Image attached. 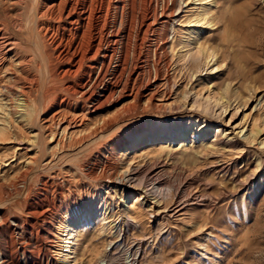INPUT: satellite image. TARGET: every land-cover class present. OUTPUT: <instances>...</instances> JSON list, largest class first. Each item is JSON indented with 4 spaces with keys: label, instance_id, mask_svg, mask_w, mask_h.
Returning <instances> with one entry per match:
<instances>
[{
    "label": "rangeland",
    "instance_id": "obj_1",
    "mask_svg": "<svg viewBox=\"0 0 264 264\" xmlns=\"http://www.w3.org/2000/svg\"><path fill=\"white\" fill-rule=\"evenodd\" d=\"M176 1L174 27L168 33L175 51L166 108L126 115L82 144L71 147L66 140L72 133L77 141L79 129L67 134L64 148L46 141L48 114L38 102L29 123L11 119L15 101L2 91L13 85L17 71L20 75L19 61L9 55L2 63L0 210L8 217L10 231L0 230V241L9 234L23 238L33 258L22 255L16 245L19 264H264V0ZM165 2L159 0L158 5ZM198 13L206 14L199 24ZM202 31L215 45L214 56L204 62L190 47L194 56L179 62L181 44ZM28 33L26 28L24 36H17L22 41L18 57L31 59L27 70L41 82L39 44L32 43ZM192 60H199L198 69L189 65ZM226 79L230 92L223 91ZM163 86L158 87L160 94L166 91ZM175 99H180L177 109ZM153 125L181 126L187 135L194 129V142L173 141L170 150L146 155H132L133 148L128 163L117 161L127 154L128 136ZM116 164L118 176L102 178L101 169L110 172ZM128 174L142 183H120ZM29 202L34 212L50 219L36 220L26 213ZM86 208L97 214L74 235V259L44 258L47 250L62 257L61 227ZM102 210L105 215L100 216ZM3 224L0 218V228ZM14 224L32 229H23L22 235ZM39 227H48L52 235H47L51 246L46 251L34 242L41 236Z\"/></svg>",
    "mask_w": 264,
    "mask_h": 264
},
{
    "label": "bare ground",
    "instance_id": "obj_2",
    "mask_svg": "<svg viewBox=\"0 0 264 264\" xmlns=\"http://www.w3.org/2000/svg\"><path fill=\"white\" fill-rule=\"evenodd\" d=\"M158 4L159 0H0V67L7 56L13 55L19 61L20 68V75L17 71V75L13 77V85L2 91L7 98L15 101L16 110L11 113V119L20 118L29 123L34 106L38 102L43 108L41 111H46L48 114L46 120L48 124L46 123L44 127L46 136L42 131L41 141L45 136L46 141L53 140L56 146L62 148L65 137L70 131L79 129L77 141H73L72 133L68 136L69 139H66L72 147L86 142L126 115L136 114L139 110L142 112L164 110L173 86L170 83L169 68L175 50L172 43L168 41V33L169 29L174 27L177 1L168 0L165 4ZM205 13L196 15L198 18L196 23L205 21V16L209 12ZM212 18L217 19V17ZM26 28L31 42L39 44L38 49L41 54L38 53L41 55L43 68L39 67L37 70L41 69L43 73L39 78L41 82L27 70L31 59L25 56L18 57L22 41L17 36L19 34L24 36ZM205 34L204 31L192 33L190 39H186L187 41L181 44L177 57L179 62L194 56V53L188 50L190 47L195 49V56H201L204 62H208L214 56L215 45L212 47L211 38ZM173 38L175 37H172L171 41ZM189 65L198 69L199 60H192ZM160 84L165 87L164 94H160L158 90ZM229 90L232 91L231 84L229 79H226L223 91ZM224 92H221L220 99H225ZM175 100V109H177L180 99ZM225 101L229 103L228 100ZM104 112H108L109 115L100 117ZM60 133L61 136L58 138ZM193 136L194 129L187 135L182 133L181 126L173 128L167 125L145 126L142 130L128 136L125 146L127 154H121L122 160L119 157L117 161L128 163L131 160L129 156L132 154L129 150L133 148L132 155L143 152L145 155L147 152H164L170 150V144L173 141L191 140L193 143ZM42 147L44 149L43 144ZM119 147L120 144L115 146L109 155L111 159L116 156ZM119 172V165L116 164L115 167L112 165L110 172L105 168L101 169L100 175L110 181L116 178ZM134 178L135 176L128 174L119 180L120 183H142L141 180ZM24 210L32 214L36 220L50 219V216H46L45 213L34 212L35 207L32 202L25 204ZM92 210L86 208L68 218L62 225L61 232L65 234V239L60 258L53 257V253L47 250L51 246L47 236L51 235L50 229L37 228V234L41 233V236L35 238L34 242L38 247L47 250L44 258L48 260L55 258L56 261L62 259L64 262L74 259L72 256L74 255L72 248L74 235L80 228L83 229L84 226L91 224L89 222L97 214ZM100 212V216L105 215L103 210ZM0 218L4 221L0 230L8 231L10 229L6 225L8 217L1 210ZM102 220L106 222L107 218L104 217ZM14 225L15 230H20L22 235L32 229L30 226L23 228L17 224ZM42 232L46 237L42 236ZM22 239L21 236L15 238L12 234H9L7 240L6 237H2L0 264H19L16 245L20 248L22 255H27L32 260L33 252L27 249ZM24 240L29 243V239ZM3 241L11 247L9 251L7 250L9 247H4L2 244Z\"/></svg>",
    "mask_w": 264,
    "mask_h": 264
}]
</instances>
